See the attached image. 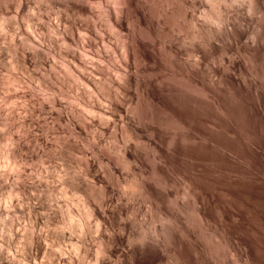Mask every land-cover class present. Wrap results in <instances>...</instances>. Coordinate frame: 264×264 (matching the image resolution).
<instances>
[{
  "label": "clouds",
  "instance_id": "1",
  "mask_svg": "<svg viewBox=\"0 0 264 264\" xmlns=\"http://www.w3.org/2000/svg\"><path fill=\"white\" fill-rule=\"evenodd\" d=\"M0 264H264V0H0Z\"/></svg>",
  "mask_w": 264,
  "mask_h": 264
}]
</instances>
